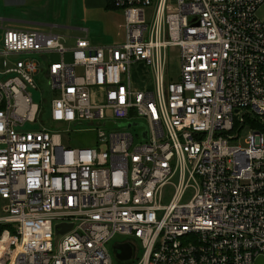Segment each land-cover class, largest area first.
<instances>
[{
  "label": "built area",
  "instance_id": "built-area-1",
  "mask_svg": "<svg viewBox=\"0 0 264 264\" xmlns=\"http://www.w3.org/2000/svg\"><path fill=\"white\" fill-rule=\"evenodd\" d=\"M111 3L118 45L2 32L0 264H116L118 235L126 264L264 259V0ZM138 67L148 88L132 85ZM35 76L47 106L27 93ZM117 122L141 125L106 127ZM87 129L94 139L72 143Z\"/></svg>",
  "mask_w": 264,
  "mask_h": 264
},
{
  "label": "crops",
  "instance_id": "crops-1",
  "mask_svg": "<svg viewBox=\"0 0 264 264\" xmlns=\"http://www.w3.org/2000/svg\"><path fill=\"white\" fill-rule=\"evenodd\" d=\"M107 3V0H0V46L6 27L51 31L62 37L66 48L72 47L77 38H85L94 47L118 45L125 39L122 11L109 8ZM133 87L142 89L138 84Z\"/></svg>",
  "mask_w": 264,
  "mask_h": 264
},
{
  "label": "rangeland",
  "instance_id": "rangeland-1",
  "mask_svg": "<svg viewBox=\"0 0 264 264\" xmlns=\"http://www.w3.org/2000/svg\"><path fill=\"white\" fill-rule=\"evenodd\" d=\"M177 53L178 50L177 48L171 47L168 50L167 55V60L166 62L168 63L167 65V74L168 76H170L171 78L175 79L177 78V74H178V67H179V62L177 61ZM146 69V68H145ZM2 71L1 66H0V72ZM133 74H132V78H133V85L135 86L136 84H138L139 87L142 88H148L149 86V81L144 77V70L141 67H138L134 70H132ZM40 78V76H35V82L37 83V87L36 88H28L27 89V93L28 95L31 97L32 102L36 103V104H43V106H47L48 101L50 100V95H49V90L48 87L49 85L47 84L46 81L41 80L39 81L38 79ZM45 118H47V114H43L41 116L40 119L36 118V122L27 125V128L29 130H38L39 128H41L42 125H45ZM88 127V126H87ZM106 127H111V128H118L116 124L114 123H108ZM249 129H247V127H243L242 131L240 132L239 135V141L242 142V139L245 135L248 134ZM73 135L75 136L74 141H72V143H77L78 144L81 143L83 140L82 139H78L79 136L84 138V144H88L89 141H91L92 139H94V137L96 135H94V132L90 129H87L85 132H79V133H73ZM81 140V141H80ZM67 141L64 139L63 140V144H67ZM124 236H115L113 237L112 240L109 241L108 243V248L111 251V254H113L112 251V244L115 242H120L122 240H124ZM131 238V237H129ZM112 256V260H114V262H116V264H126L125 261L119 263L118 261L115 260V258Z\"/></svg>",
  "mask_w": 264,
  "mask_h": 264
},
{
  "label": "water",
  "instance_id": "water-1",
  "mask_svg": "<svg viewBox=\"0 0 264 264\" xmlns=\"http://www.w3.org/2000/svg\"><path fill=\"white\" fill-rule=\"evenodd\" d=\"M117 126L124 127L126 129L130 127H137L138 125H141L140 122H117ZM145 136V133H144ZM71 224H58L57 226H54L56 234L62 233L66 230L69 229ZM59 227V229H58ZM113 250V257L120 261H126L130 257V253L132 251V247L129 246L128 244H113L112 247ZM254 264H264V259L263 258H258L257 260L254 261Z\"/></svg>",
  "mask_w": 264,
  "mask_h": 264
},
{
  "label": "trees",
  "instance_id": "trees-1",
  "mask_svg": "<svg viewBox=\"0 0 264 264\" xmlns=\"http://www.w3.org/2000/svg\"><path fill=\"white\" fill-rule=\"evenodd\" d=\"M108 1V7L109 8H114L113 6H112V3H111V0H107ZM115 9V8H114ZM80 137H78V139H79ZM81 141V140H80ZM79 142V141H78ZM81 143H83V141L81 142ZM6 227H10L8 224H1L0 225V232H1V230L3 229V228H6Z\"/></svg>",
  "mask_w": 264,
  "mask_h": 264
}]
</instances>
